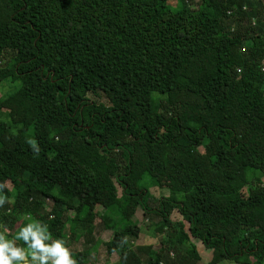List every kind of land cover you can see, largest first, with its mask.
<instances>
[{
    "label": "trees",
    "instance_id": "16d2710c",
    "mask_svg": "<svg viewBox=\"0 0 264 264\" xmlns=\"http://www.w3.org/2000/svg\"><path fill=\"white\" fill-rule=\"evenodd\" d=\"M263 30L260 0H0V83L15 87L0 96V242L26 258V218L47 245L88 238L102 207L113 254L140 235L110 209L131 204L174 235L117 264H198L193 239L209 264H264ZM158 175L169 193L151 208Z\"/></svg>",
    "mask_w": 264,
    "mask_h": 264
},
{
    "label": "rangeland",
    "instance_id": "374dc122",
    "mask_svg": "<svg viewBox=\"0 0 264 264\" xmlns=\"http://www.w3.org/2000/svg\"><path fill=\"white\" fill-rule=\"evenodd\" d=\"M261 3L264 6V0H260ZM169 4L173 9H181L183 7V4H188L192 8H197L200 4V0H169ZM264 31V30H263ZM264 37V34H263ZM14 85L9 84L7 82L0 83V96L6 97L9 93L14 92ZM15 101V100H14ZM13 101V106L16 105L18 102ZM1 119H8V111L3 110L0 111V120ZM169 181L170 178L167 175H158L156 176L155 180L152 179V181L148 184L145 183V187L149 189L150 192V200H149V206L151 208H157L159 205V199L162 196H166L169 193ZM83 192H80L79 195L82 196ZM119 197L121 198V188L119 187ZM51 202L48 201L47 204L49 205ZM121 204H118L116 206L111 207L110 209L116 213L122 214L125 218L129 219L131 222H134L138 225L139 228H142V235L140 237L134 238L132 236L126 237L123 242H120L119 250L113 254H109L107 251V248L103 241H108L113 238L112 231L105 232L104 229L101 228L100 225H102V222L99 218L96 219V233L97 237L100 239V243L95 249V253H92L89 256V263L92 264H117L120 259V253L128 248L137 249L141 246L144 247H150L154 251H158L163 246V242L167 241V239L170 237L169 235H174V232L172 231H165L164 233H160L157 231V227L160 223V218L157 216L149 215L146 216L143 214V211L140 208H136L134 205H129L126 209H121ZM106 209L99 207L98 212L100 215V212L103 214L105 213ZM28 222H23L21 225L23 227L27 228L29 227L31 222H35L32 218H26ZM172 220L175 223H178L181 220L180 215L175 212L172 215ZM38 225H41L42 223L40 221L37 222ZM46 223H43V226L45 227ZM42 228V227H41ZM41 230V229H40ZM41 232V231H40ZM103 242V243H102ZM193 243L200 249V255H201V261L198 264H209L212 260V250L206 249L203 245V243L199 239H193ZM12 247H16L13 243L12 239L9 243ZM65 248L70 253V258L75 261V255L77 253L83 252L86 249H91L94 245L90 246V243H86L81 240H71L67 239V241L64 242ZM94 249V248H93ZM94 251V250H93ZM166 252L170 255L171 258L175 259L177 257L176 251L174 250L173 246H170L167 248ZM148 259V256L146 253L143 255V260L146 262ZM243 261H246L249 263V258L247 256L243 257ZM14 264H40L39 260H33L32 259V250L29 251L28 256L24 260H13ZM220 264H241L240 262H235L232 260L224 261Z\"/></svg>",
    "mask_w": 264,
    "mask_h": 264
},
{
    "label": "clouds",
    "instance_id": "9594fccd",
    "mask_svg": "<svg viewBox=\"0 0 264 264\" xmlns=\"http://www.w3.org/2000/svg\"><path fill=\"white\" fill-rule=\"evenodd\" d=\"M33 146L35 141H29ZM39 151V149H37ZM20 237L28 244L32 250V259L39 260L40 264H47L52 259V264H75L70 258L69 251L60 241H55L51 245L44 243L45 237L40 231H34L31 226L21 229ZM0 237V241H2ZM25 254L21 249L12 247L9 243L0 242V264H13V260H24Z\"/></svg>",
    "mask_w": 264,
    "mask_h": 264
},
{
    "label": "crops",
    "instance_id": "0c3cea01",
    "mask_svg": "<svg viewBox=\"0 0 264 264\" xmlns=\"http://www.w3.org/2000/svg\"><path fill=\"white\" fill-rule=\"evenodd\" d=\"M103 215V213L102 212H100V215H99V219H101L100 217ZM23 222H28V221H26V220H23L20 224H22ZM96 222V221H95ZM94 222V231H93V233H92V235H90V236H88V238L87 237H85L83 234H80L78 237H76V238H74L73 240H81V239H83V241L84 242H86V243H90V246H92V245H94L93 247H91V249H93V248H97V244L98 243H100L101 241H100V239L96 236L97 235V231H96V223ZM29 223V222H28ZM34 222H31L30 223V225L32 226V225H34L33 224ZM37 223V222H36ZM29 225V226H30ZM22 227H23V225H21ZM39 226V228L37 229L38 231H41V233L43 232V230L45 229L44 228V226H43V223L41 224V225H38ZM101 226V228L103 227V225H100ZM42 227V228H41ZM26 228V227H25ZM41 229V230H40ZM102 229H104V228H102ZM141 229V232H140V235H142V233H143V231H142V228H140ZM104 231L105 232H110V230H106V229H104ZM113 233V232H112ZM140 235H139V237H140ZM138 237V238H139ZM137 238V239H138ZM67 239H70V236H68L67 235ZM67 239L66 240H64V241H62L61 243H63V242H65V241H67ZM125 238H118V240L119 241H121V242H123V240H124ZM111 240V239H110ZM110 240H108V241H110ZM108 241H103L104 243H107ZM102 242V243H103ZM96 251L94 250L93 251V253H95ZM88 259H89V257H88ZM92 264V263H91Z\"/></svg>",
    "mask_w": 264,
    "mask_h": 264
}]
</instances>
